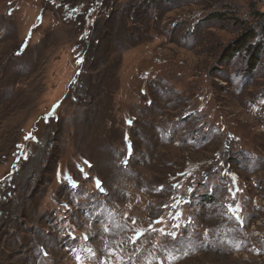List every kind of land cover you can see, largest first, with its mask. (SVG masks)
Listing matches in <instances>:
<instances>
[{
  "label": "rangeland",
  "instance_id": "obj_1",
  "mask_svg": "<svg viewBox=\"0 0 264 264\" xmlns=\"http://www.w3.org/2000/svg\"><path fill=\"white\" fill-rule=\"evenodd\" d=\"M90 1L0 0V264H264V2Z\"/></svg>",
  "mask_w": 264,
  "mask_h": 264
},
{
  "label": "trees",
  "instance_id": "obj_2",
  "mask_svg": "<svg viewBox=\"0 0 264 264\" xmlns=\"http://www.w3.org/2000/svg\"><path fill=\"white\" fill-rule=\"evenodd\" d=\"M260 1H262V2H264V0H260ZM100 4V5H99ZM104 5H105V2H100L99 3V1L98 0H91L88 4H85V5H83L82 6V9L81 10H77V9H75V8H73V7H71L70 6V8L71 9H73V11L70 9V8H68L69 9V13H67L66 14V16H67V18L68 19H73L74 21H76L77 19H80V20H82L85 16H87V15H89V17L91 16H93V15H95V13H97V15L98 14H100L101 13V11H102V8H104ZM68 7V6H67ZM81 15V16H80ZM76 17L75 19L73 18V17ZM90 17V18H91ZM87 20L88 19H85L84 18V21L85 22H87ZM237 49V48H236ZM231 50L230 52H232V51H235V52H237L238 50ZM19 52H20V54L22 53L21 51H20V48H19ZM235 52H232L233 54L235 53ZM232 54V55H233ZM77 56H79V55H77ZM228 163H230V162H228V161H224V165H226V164H228ZM232 167V166H231ZM209 199V197L208 196H206V198H205V200H208ZM233 210L234 211H236V210H238V207L237 206H235L234 208H233Z\"/></svg>",
  "mask_w": 264,
  "mask_h": 264
},
{
  "label": "snow or ice",
  "instance_id": "obj_3",
  "mask_svg": "<svg viewBox=\"0 0 264 264\" xmlns=\"http://www.w3.org/2000/svg\"><path fill=\"white\" fill-rule=\"evenodd\" d=\"M177 185H174V187H176ZM97 187H100V185H99V182L97 183ZM189 190H191V189H189ZM230 191H231V189H230ZM238 207V206H237ZM229 211H232V208H231V206H229ZM158 223H159V221H157ZM175 227H179V225H176ZM161 231V233L163 234V235H166V236H169V237H171V239H173V240H175L176 239V237H177V234L175 233V232H167V233H165V232H163V230H160Z\"/></svg>",
  "mask_w": 264,
  "mask_h": 264
}]
</instances>
